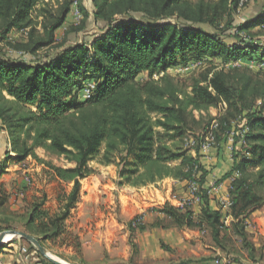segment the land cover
Masks as SVG:
<instances>
[{
  "label": "trees",
  "instance_id": "16d2710c",
  "mask_svg": "<svg viewBox=\"0 0 264 264\" xmlns=\"http://www.w3.org/2000/svg\"><path fill=\"white\" fill-rule=\"evenodd\" d=\"M50 1L0 0L2 39L14 29L32 28V12L44 4L39 10L44 35L32 41L27 53L36 56L54 45L55 32L66 24L75 0H65L57 9ZM252 1L257 0H92V15L83 10L85 18L92 16L103 24V36L35 62L0 57V119L14 132L11 148L17 161L36 158V148H44L75 164L54 168L59 179L74 183L64 214L40 224L38 232L36 221L47 213L40 210L41 204L34 205L26 222L29 232L46 240L60 234L59 222L78 200L80 180L93 172L89 162L99 157L103 165L124 163L119 175L133 187L167 178L191 179L202 166L184 142L189 132L201 130L205 120L197 119L195 111L206 112L224 99L231 112L242 114L261 101L260 110L249 117L246 153L237 156L233 166L241 176L230 192L236 221L232 229L251 255L255 253L245 219L264 206V80L221 70L185 93L167 74L178 59L186 62L190 55L220 56L228 63L251 49L257 54L259 46L247 44L244 36L252 39V30L264 28V8L256 17L235 24L239 11ZM143 72L149 81L140 85ZM88 79L95 80L96 89L91 99L79 101L81 83ZM8 157L12 158L9 153ZM203 207L197 221L191 210L167 204L158 210L164 220L154 226L208 230L223 248V233L231 228L222 222L220 212L208 204Z\"/></svg>",
  "mask_w": 264,
  "mask_h": 264
},
{
  "label": "rangeland",
  "instance_id": "374dc122",
  "mask_svg": "<svg viewBox=\"0 0 264 264\" xmlns=\"http://www.w3.org/2000/svg\"><path fill=\"white\" fill-rule=\"evenodd\" d=\"M64 2L65 0H51L50 4L53 9H57ZM42 5L37 6L38 12H36L37 8L32 12L34 19L32 28L36 32L33 38L32 28L14 29L4 39L0 35V57L5 59L16 57L15 59L21 58L24 62H35L39 59L44 60L46 56L54 57L67 46L89 43L104 35L103 24L94 22L92 16L88 20L85 18L84 11L92 15V0H75L66 24L55 32V44L40 51L36 56H31L27 53V47L32 41L44 35L42 24L45 20L39 11ZM263 8L264 0L252 1L247 8L239 11L235 24L256 17ZM201 26L207 31H214L208 25ZM252 36V39L246 35L244 37L247 44L254 43L259 46L261 50L257 54L251 53L253 52L251 49L228 63H225L220 56L204 55L198 58L190 55L186 62L178 59V64L172 66L167 74L175 79L185 93H191L192 86L208 74L221 70L230 74L246 73L263 81L264 28L252 30ZM94 81L88 79L81 83L83 89L77 95V100L84 101L86 87L89 84L96 85ZM147 81H149V75L143 72L138 82L144 85ZM261 106L262 102L258 101L253 110L237 114L231 112L228 103L222 99L216 107H211L206 112L195 111L197 119H200V116L205 118L204 124L201 130L188 133L184 147L197 158L202 169L195 172L187 181L179 182L167 178L177 183H184L185 185L179 190L170 181L164 183L166 179L153 185L133 187L119 175L124 167L121 161L110 165L99 163L100 157L90 161L88 165L93 171L92 174L80 180L81 189L78 200L69 209L66 219L59 222L60 234L49 240L44 239V236L38 233L39 230L42 231L40 224L50 223L64 214L74 188V183L59 179L54 168L69 169L74 168L75 164L44 148H36V158L30 156L25 161L18 162L17 154L13 153L11 148L14 132L10 131L8 124L0 119V234L8 231L29 234L39 241L42 240L40 243L49 255L67 264H147V259H141L138 251L139 239L141 236L143 238L151 234L152 229L156 228L154 225L162 215L158 212L160 208L163 209L170 204L176 208L191 210L198 221L203 206L208 204L212 210L221 213L222 222L230 227L231 231L223 233L224 246L221 248L214 243L208 230L181 229V231L200 232L201 236H194V238L202 241L204 247L208 246L202 247L197 252L195 256L199 257L200 261L195 262L197 264L204 262L208 264H264V206L245 219L249 241L255 247V253L251 255L249 249L232 229V224L236 221L231 215L230 196L235 180L241 176L239 171L233 170V166L236 157L246 153L245 136L249 132V117L258 112ZM210 118H212L211 122ZM209 122V126L204 128ZM8 153L12 158L8 157ZM209 154L220 158L224 154V158L230 160L231 167L227 168L229 165L224 160L220 168L217 163L216 166H210V169H207V165L202 162L203 158L210 156ZM213 171H217L214 173L218 178L219 174L223 176L217 179L219 181H215L210 188H205L207 176ZM224 181L228 183L226 188L222 186ZM193 186L199 188L197 202L192 201L190 191ZM168 187L172 190H168ZM147 188L153 190V193L148 191L151 195L148 199ZM181 190L184 193H179ZM183 200L187 204L181 207L179 203ZM87 203L94 206L98 204V207L85 211L84 218H89L93 222L101 219L105 221L114 219V235L111 236L110 233L108 240L104 238L103 241L95 242L92 236L91 239L83 237L85 227H81L82 220L78 213L80 205ZM36 204H41L40 210L46 212L47 215L44 219H37L35 228L38 232L32 233L27 230L26 222L30 211ZM163 222L168 224L166 219ZM86 226L90 227V225ZM95 228L94 225L92 229ZM156 229L171 228L159 226ZM163 250L167 249L163 247ZM11 251L16 252L24 264H53L32 243L21 237H12L0 247V252H2L0 260L9 256ZM183 256L184 254L181 253L172 254L175 262H181ZM0 264L3 263L0 261Z\"/></svg>",
  "mask_w": 264,
  "mask_h": 264
},
{
  "label": "crops",
  "instance_id": "0c3cea01",
  "mask_svg": "<svg viewBox=\"0 0 264 264\" xmlns=\"http://www.w3.org/2000/svg\"><path fill=\"white\" fill-rule=\"evenodd\" d=\"M220 154V153H219ZM210 155V154H209ZM208 155V156H209ZM224 160L227 162L229 166L227 168L231 167L230 160H226V157L224 158V154H222V157H215V156H209L203 158L204 165H207V169H210V166H216L217 163L219 165V168L221 167V163H224ZM218 170V169H217ZM211 171V170H210ZM213 171L210 172L207 176L205 188H210L214 184L215 181H219L217 179L222 178V176L219 174V178L216 176V174ZM217 177V178H216ZM166 181H170L171 183H174V186L176 189H181L185 184L184 183H177L175 181H172L170 179H166ZM227 182L224 181L222 183L223 188L227 187ZM171 186V184H169ZM168 190H172L168 187ZM148 191L153 193V190H148L147 188V199L151 198V195L148 194ZM179 193H184L183 190H181ZM147 204H150L147 202ZM97 208L98 204H81L79 208L78 216L82 220L81 227H85L84 235L83 237H89L88 239H91V236L93 237V240L95 239V242L103 241V239H109V234L111 233V236L114 235V229H115V221L114 219H107L106 221L101 219L96 222H93V220L89 218H84L85 211ZM161 219L164 220L163 215L160 216ZM78 221V220H76ZM86 221V222H85ZM86 225H90V227H87ZM94 225L96 226L95 229ZM157 228V227H156ZM152 229L153 232L151 234H147V236L139 239V254L141 255V259H147V264H153V260L155 261L154 264H197L195 261H200L199 257H196L197 252L204 247L202 241H199L197 238H194V236H201L200 232L196 231H181V229L171 227V229L168 230H159V229ZM157 232V235L155 234ZM11 239V238H10ZM9 239V240H10ZM9 240H6L9 241ZM169 246V247H168ZM163 247L167 250H163ZM208 247V246H205ZM204 247V248H205ZM11 254H8L9 256H5L4 260H0L3 264H24L22 259L18 257L16 252L11 251ZM181 253L184 254L182 257L183 260H180L181 262H178L174 260V257H172L173 253ZM143 255V256H142ZM1 257V256H0ZM172 257V258H171ZM203 264H208V262H204Z\"/></svg>",
  "mask_w": 264,
  "mask_h": 264
},
{
  "label": "water",
  "instance_id": "95a60500",
  "mask_svg": "<svg viewBox=\"0 0 264 264\" xmlns=\"http://www.w3.org/2000/svg\"><path fill=\"white\" fill-rule=\"evenodd\" d=\"M7 234L13 235V237H21L25 240H27L28 242L32 243L38 250L39 252L44 255L51 263L53 264H67L64 263L63 261L54 259L51 255H49L47 253V251L43 248V246L41 245L40 241L36 238H34L33 236L26 234V233H22V232H16V231H8V232H4L0 234V247H2L4 245V238L6 237Z\"/></svg>",
  "mask_w": 264,
  "mask_h": 264
},
{
  "label": "built area",
  "instance_id": "2783aa9c",
  "mask_svg": "<svg viewBox=\"0 0 264 264\" xmlns=\"http://www.w3.org/2000/svg\"><path fill=\"white\" fill-rule=\"evenodd\" d=\"M96 89V85L94 84H89L87 87H86V90H85V94H84V101L86 100H89L92 98L93 96V92L95 91ZM207 149V148H206ZM191 196H192V201H198V198H197V195L199 194V188L197 186H193V188L191 189ZM187 202H185L184 200L182 202L179 203V205L181 207H183L184 205H186Z\"/></svg>",
  "mask_w": 264,
  "mask_h": 264
},
{
  "label": "bare ground",
  "instance_id": "6f19581e",
  "mask_svg": "<svg viewBox=\"0 0 264 264\" xmlns=\"http://www.w3.org/2000/svg\"><path fill=\"white\" fill-rule=\"evenodd\" d=\"M13 237V235H10V234H7L6 235V237L4 238V243H6V240H9L10 238H12ZM14 238V237H13ZM52 256V255H51ZM54 259H57V260H59L58 258H56V257H54V256H52ZM61 261V260H60Z\"/></svg>",
  "mask_w": 264,
  "mask_h": 264
}]
</instances>
